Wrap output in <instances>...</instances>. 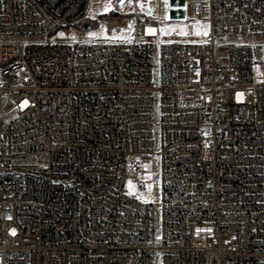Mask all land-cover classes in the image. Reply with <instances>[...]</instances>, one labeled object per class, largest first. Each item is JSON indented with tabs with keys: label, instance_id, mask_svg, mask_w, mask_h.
<instances>
[{
	"label": "built area",
	"instance_id": "obj_1",
	"mask_svg": "<svg viewBox=\"0 0 264 264\" xmlns=\"http://www.w3.org/2000/svg\"><path fill=\"white\" fill-rule=\"evenodd\" d=\"M145 5L0 0V264H264V0Z\"/></svg>",
	"mask_w": 264,
	"mask_h": 264
},
{
	"label": "rangeland",
	"instance_id": "obj_2",
	"mask_svg": "<svg viewBox=\"0 0 264 264\" xmlns=\"http://www.w3.org/2000/svg\"><path fill=\"white\" fill-rule=\"evenodd\" d=\"M140 9H146L145 3L148 0H137ZM94 17H100L101 19H107V15L111 14V0H93L92 7ZM132 27L129 31L122 30L119 34L116 32L108 34L101 29H93L87 33V38L93 39L103 43L115 44V43H129L133 40L134 37V21H130ZM201 26L203 27L202 32L209 31V25L207 22H193L194 33L201 32ZM189 25L188 24H179V23H166L162 25L163 32L168 34L172 31H177L179 33H186ZM60 36V34H59ZM218 57L224 58L225 51L219 50ZM12 103L6 97L0 95V125L6 121L12 120L15 117V110L11 109ZM159 162V159H158ZM148 168V174L143 179L144 183L148 186L145 192L141 191L139 186L133 181H128L126 184V191L143 201H154L159 202L162 196V177L160 170L158 172H153L151 169V164H146Z\"/></svg>",
	"mask_w": 264,
	"mask_h": 264
},
{
	"label": "snow or ice",
	"instance_id": "obj_3",
	"mask_svg": "<svg viewBox=\"0 0 264 264\" xmlns=\"http://www.w3.org/2000/svg\"><path fill=\"white\" fill-rule=\"evenodd\" d=\"M197 34H199V33H197ZM60 35L63 36V33H60ZM204 35H207V32H205ZM240 95H242V94H240ZM198 231H202V230H198ZM12 234L13 235L15 234V230H13V233ZM157 239H159V237Z\"/></svg>",
	"mask_w": 264,
	"mask_h": 264
},
{
	"label": "water",
	"instance_id": "obj_4",
	"mask_svg": "<svg viewBox=\"0 0 264 264\" xmlns=\"http://www.w3.org/2000/svg\"><path fill=\"white\" fill-rule=\"evenodd\" d=\"M89 28H90L89 25H85V26H84V29H89Z\"/></svg>",
	"mask_w": 264,
	"mask_h": 264
}]
</instances>
